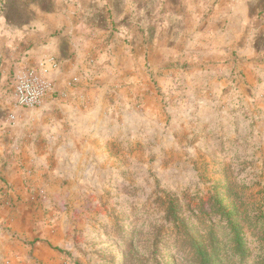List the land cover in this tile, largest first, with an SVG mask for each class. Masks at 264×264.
Instances as JSON below:
<instances>
[{
  "label": "rangeland",
  "instance_id": "rangeland-1",
  "mask_svg": "<svg viewBox=\"0 0 264 264\" xmlns=\"http://www.w3.org/2000/svg\"><path fill=\"white\" fill-rule=\"evenodd\" d=\"M60 15L78 22L79 50L60 90L57 61L45 63L46 98H80L84 160L25 170L15 197L0 184V264H199L194 243L212 264L264 259V0H0L3 32H41ZM3 60L7 127L46 99L16 107L14 75L48 60L6 76ZM57 103L42 126L71 127Z\"/></svg>",
  "mask_w": 264,
  "mask_h": 264
},
{
  "label": "crops",
  "instance_id": "crops-1",
  "mask_svg": "<svg viewBox=\"0 0 264 264\" xmlns=\"http://www.w3.org/2000/svg\"><path fill=\"white\" fill-rule=\"evenodd\" d=\"M47 22L41 23V32L12 28L7 33L0 29V51L1 55L6 57L2 70L6 76L10 69L18 70L23 63L34 65L53 58L59 66L51 75L60 81L56 85L60 90L62 78L73 73L76 64L74 56L80 44L77 35L80 31L73 16L60 15ZM46 64H49L48 61ZM59 101L57 103L51 98H46L40 109L19 111L13 126L2 127L3 118L0 119V184L4 181L13 185V197L23 189L25 170L31 167L44 168L51 161L58 166L68 167L77 164L79 160H84L81 150L76 146V135L81 131L83 133L84 128L79 127L78 121H81V118L85 120L86 115L82 117L80 112L74 110L79 107L81 100L78 97H71ZM52 103H57L61 107L64 104L65 110L70 111L66 114H57L59 120L69 121L71 127L68 128L65 123L58 124L54 129L42 126L41 120L49 114L43 113L42 110L47 109ZM57 136L66 139L55 144L51 138ZM1 214L3 212L0 211ZM1 233L0 230V259H7L10 245Z\"/></svg>",
  "mask_w": 264,
  "mask_h": 264
},
{
  "label": "built area",
  "instance_id": "built-area-1",
  "mask_svg": "<svg viewBox=\"0 0 264 264\" xmlns=\"http://www.w3.org/2000/svg\"><path fill=\"white\" fill-rule=\"evenodd\" d=\"M46 62L36 68H28L17 72L12 79V96L16 107L31 109L39 107L44 99L52 93L53 84L49 81ZM50 68H56L53 58L48 59Z\"/></svg>",
  "mask_w": 264,
  "mask_h": 264
},
{
  "label": "trees",
  "instance_id": "trees-1",
  "mask_svg": "<svg viewBox=\"0 0 264 264\" xmlns=\"http://www.w3.org/2000/svg\"><path fill=\"white\" fill-rule=\"evenodd\" d=\"M170 213L173 216L176 214L174 207H171ZM224 214L225 217L227 218V224L230 228V232L232 233L234 251L240 258L239 259L240 262H245L246 260L245 258L247 257L246 246L240 231V225L236 221V219L232 218V215L230 213H224ZM192 246L196 253V261L199 264H212L210 260V256L202 249V247H200L195 243ZM257 264H264V259H260V262H258Z\"/></svg>",
  "mask_w": 264,
  "mask_h": 264
}]
</instances>
